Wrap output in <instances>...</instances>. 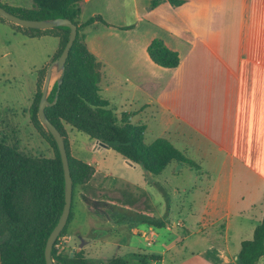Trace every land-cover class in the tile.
I'll use <instances>...</instances> for the list:
<instances>
[{"label":"crops","instance_id":"crops-1","mask_svg":"<svg viewBox=\"0 0 264 264\" xmlns=\"http://www.w3.org/2000/svg\"><path fill=\"white\" fill-rule=\"evenodd\" d=\"M152 1L84 0L80 20L100 16L108 24L94 18L83 29L85 42L101 64L99 93L115 113H131L132 123L144 124L145 143L165 137L196 165L171 162L178 166L166 209L164 197L144 173L142 185L132 180L130 169L136 163L121 155L116 172L101 170L95 159L111 148L88 140L83 161L98 170L81 190L89 234L73 215L66 242L72 251L84 249L90 260L91 248L106 252L107 261L119 257L114 249L135 248L130 237L109 238V230L96 224L106 218L104 208L90 203L100 205L106 191L135 214L150 212L167 220L173 212L177 216L165 225L179 227L180 240L147 253L130 251L132 261L142 264L137 257L147 256L165 264L178 248L186 254V264H233L240 242L252 236L264 213V0ZM0 30L14 32L1 21ZM153 38L178 53L177 66L163 67L150 59L147 45ZM64 128L67 133L66 124ZM67 136L77 157L75 141ZM182 169L188 174L179 184ZM104 175L114 181H105ZM160 175L156 180L163 187L168 179ZM123 217L128 234L144 233L150 241L159 234L153 225L142 223L148 228L141 230L134 218ZM112 228L117 231L118 225Z\"/></svg>","mask_w":264,"mask_h":264},{"label":"trees","instance_id":"trees-1","mask_svg":"<svg viewBox=\"0 0 264 264\" xmlns=\"http://www.w3.org/2000/svg\"><path fill=\"white\" fill-rule=\"evenodd\" d=\"M177 5L182 0H169ZM84 0H32L31 8L12 6L0 1L6 10L30 19L69 18L77 26V34L65 61V70L58 87L55 80L47 95L54 104L45 107L48 119L62 134L68 157L73 193L76 186H85L94 179L98 170L92 165L73 156L64 125L88 135L91 140L111 148L131 163L139 164L144 177L161 192L163 187L156 180L160 172L171 162L187 167L196 164L184 151L175 148L165 137H158L145 143V125L130 121L131 113L116 114L108 101L99 93L100 62L88 49L84 27L93 23L94 18L108 25L100 16L86 21L80 20ZM157 3L152 1V5ZM0 21L8 24L14 32L27 37L53 36L58 38V47L49 61L36 71L35 91L30 105V123L38 135L51 147L53 155L44 156L21 151L16 142L0 138V264H46L44 247L47 236L58 221L64 204V174L56 142L50 132L39 122L37 107L45 77L46 68L63 49L69 34L67 26L48 29H33L16 25L0 16ZM150 59L163 67L178 65L179 56L159 38H153L147 45ZM108 176L103 177L106 181ZM72 193V195H73ZM102 195L100 196V199ZM100 205L90 203L93 208H109L111 201L103 199ZM72 206V203H71ZM99 207V208H98ZM145 218L141 222L162 227L167 219L154 216L150 212H136ZM73 217L70 209L68 220L55 240L51 256L56 263L90 264L84 249L74 248L72 253L57 247L59 237L67 233ZM237 256L241 264H257L264 257V213L254 227L252 236L240 242ZM145 261H142L144 264ZM107 264H127L121 257H112Z\"/></svg>","mask_w":264,"mask_h":264},{"label":"rangeland","instance_id":"rangeland-1","mask_svg":"<svg viewBox=\"0 0 264 264\" xmlns=\"http://www.w3.org/2000/svg\"><path fill=\"white\" fill-rule=\"evenodd\" d=\"M0 1L8 5L19 6L26 9L32 7V0ZM57 47L58 38L53 36L27 39L24 36L9 30H0V138L3 137L11 143L16 142L20 150L24 152L41 154L44 156L53 155L51 147L38 135L30 123V105L35 91L36 71L45 63L46 54L53 53V51H56ZM52 55L53 54L48 57L47 61H49ZM58 76L59 74L54 71L52 74L51 86ZM66 130L70 139L73 142L75 141L73 143L75 155L82 160L85 159L87 157V150L84 147V143L91 139L87 134L74 129L69 125H66ZM97 160L101 170L108 169L116 172V168L119 167L120 162L123 159L121 155L111 149L102 152L101 156L95 159V161ZM175 166H178L177 163H170L160 172V176L168 179L167 183L162 184L165 192H160V190L156 188L159 191L157 195L161 196L162 194L165 199L163 202H166V209L169 204L167 192H169V189L172 186L170 179ZM143 173L144 171L139 164H135L130 169L132 180L139 186L143 184ZM187 174L188 172L185 169H182V174L177 177L179 184L182 183ZM99 179L100 177H98L97 180ZM106 179H110V182L114 181L111 176ZM107 183L108 182L104 181L106 187ZM81 190L82 186L75 187L72 195L71 210L75 220L79 221L83 225L84 232L89 234V224L84 221L87 212ZM88 192H90V190H88ZM115 197L117 200H113L112 196L108 195L106 191H102V198L100 200L103 201V199H109L111 204L109 208H104L106 217L104 221L101 222L97 220L96 224L100 226L104 225V228L109 230V238H112L113 236H115V238L130 237L131 243L135 248L121 247L120 250L114 249V254L125 259L127 264H140L138 261H132L128 258L127 253L130 251L147 253L151 250L161 249L169 243H175L180 240V228H167L166 225L162 227L150 226L151 229L159 233L157 236L152 235V238L154 239L152 241H150L149 237H146L144 233L128 234L126 230L123 229V214L126 215L128 219L134 218L137 221L136 224L139 225L138 227H140L141 230L148 228L147 225H143L146 222H141L145 217L142 214L131 212L132 209H129L128 211L124 207V203L121 202L120 198L117 195H115ZM157 199L160 200L161 198L158 197ZM127 212H129V214ZM171 217V220H173L176 219L177 216L173 212ZM171 220H167V222L170 224L172 223ZM237 220L238 219L235 218L234 223L237 222ZM176 224L182 226V224L178 222ZM113 225H118L117 231H112ZM69 230L70 224L67 228V233L64 235L66 241L68 240ZM93 231L96 232V230ZM90 235H93V233H90ZM71 247L72 245H69L66 242L59 248L65 252L72 253ZM90 252L94 254V258H92L90 264H107V260H105L106 252L99 253L95 248H91ZM184 258H186V254L176 248L168 255L165 264H186L187 260H184ZM148 259L147 256L137 257V260L145 261L147 264H160L159 262L153 263ZM257 264H264V257L261 258Z\"/></svg>","mask_w":264,"mask_h":264},{"label":"water","instance_id":"water-1","mask_svg":"<svg viewBox=\"0 0 264 264\" xmlns=\"http://www.w3.org/2000/svg\"><path fill=\"white\" fill-rule=\"evenodd\" d=\"M0 16L16 25L27 28L48 29V28H53L55 26H67L69 28L68 38L63 49L56 58H54L49 62L46 68L45 77L41 89V95L37 107V117L39 122L50 132V134L52 135V137L56 142L57 149L59 151V155L61 158L63 174H64L63 209L58 218L57 223L55 224V226L52 228L49 235L47 236L44 247V257L46 264H66V263L54 262L51 256V251L55 240L63 230L68 220V216L71 209V203H72L73 182L70 174L64 138L62 134L59 132V130L56 128V126L46 116L45 107L54 104L57 99V92L52 102H49L47 99V95L51 89L52 74L54 71H56L59 74V76L55 79L59 87L62 81L61 76L63 75L65 70L66 58L68 56L69 50L77 34V26L69 18H65V17L42 18V19L24 18L6 10L1 5H0ZM233 264H241V260L238 256L236 257V260Z\"/></svg>","mask_w":264,"mask_h":264},{"label":"built area","instance_id":"built-area-1","mask_svg":"<svg viewBox=\"0 0 264 264\" xmlns=\"http://www.w3.org/2000/svg\"><path fill=\"white\" fill-rule=\"evenodd\" d=\"M65 243H66L65 236L63 235V236L59 237L57 247H60V246H62V244H65Z\"/></svg>","mask_w":264,"mask_h":264}]
</instances>
